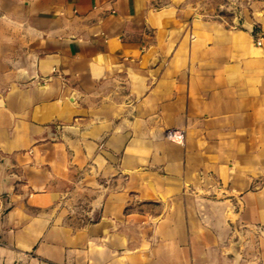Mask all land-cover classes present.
Instances as JSON below:
<instances>
[{
	"label": "crops",
	"instance_id": "1",
	"mask_svg": "<svg viewBox=\"0 0 264 264\" xmlns=\"http://www.w3.org/2000/svg\"><path fill=\"white\" fill-rule=\"evenodd\" d=\"M207 2L0 0V264H264V3Z\"/></svg>",
	"mask_w": 264,
	"mask_h": 264
},
{
	"label": "rangeland",
	"instance_id": "2",
	"mask_svg": "<svg viewBox=\"0 0 264 264\" xmlns=\"http://www.w3.org/2000/svg\"><path fill=\"white\" fill-rule=\"evenodd\" d=\"M254 3L263 4L264 0H208L207 5L214 9V14L217 15L222 21L226 22L228 25H236L234 18L236 19L240 14V10L246 8L248 5ZM254 42L256 45L261 44V38L259 36L258 27L256 26L253 31ZM85 209V207H83ZM84 209L79 208L74 209L71 214V219L69 222L73 225L81 224L85 222L88 217L85 214Z\"/></svg>",
	"mask_w": 264,
	"mask_h": 264
},
{
	"label": "bare ground",
	"instance_id": "3",
	"mask_svg": "<svg viewBox=\"0 0 264 264\" xmlns=\"http://www.w3.org/2000/svg\"><path fill=\"white\" fill-rule=\"evenodd\" d=\"M176 138V137H175Z\"/></svg>",
	"mask_w": 264,
	"mask_h": 264
},
{
	"label": "built area",
	"instance_id": "4",
	"mask_svg": "<svg viewBox=\"0 0 264 264\" xmlns=\"http://www.w3.org/2000/svg\"><path fill=\"white\" fill-rule=\"evenodd\" d=\"M170 134V133H169Z\"/></svg>",
	"mask_w": 264,
	"mask_h": 264
}]
</instances>
